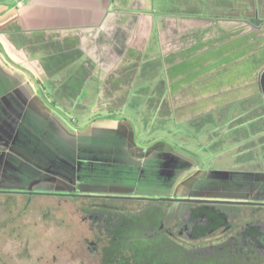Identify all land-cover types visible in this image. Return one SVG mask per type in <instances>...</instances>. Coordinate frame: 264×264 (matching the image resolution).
<instances>
[{
	"label": "crops",
	"instance_id": "0c3cea01",
	"mask_svg": "<svg viewBox=\"0 0 264 264\" xmlns=\"http://www.w3.org/2000/svg\"><path fill=\"white\" fill-rule=\"evenodd\" d=\"M167 1L0 0V140L11 139L20 119L37 112L48 132L57 135L58 126L67 127L63 114L89 108L92 117L78 137L86 142L89 136L92 146L104 141L109 161L136 164L133 157L141 153L138 169L143 178H153L162 170L159 152L177 157L176 152L130 147L128 125L114 127L118 123L111 119L131 99H150L131 96L153 93L155 83L143 88L144 77H158L163 87L152 108L167 106L176 125L262 96L264 0ZM110 127L111 138H106L101 132ZM151 157L154 164L144 162ZM186 159L187 174L199 170L196 161ZM157 179L165 196L202 197L193 192L202 189L199 181L181 178L172 185L163 181L165 176ZM119 187L138 192L130 182ZM141 189L151 191L150 186Z\"/></svg>",
	"mask_w": 264,
	"mask_h": 264
},
{
	"label": "rangeland",
	"instance_id": "374dc122",
	"mask_svg": "<svg viewBox=\"0 0 264 264\" xmlns=\"http://www.w3.org/2000/svg\"><path fill=\"white\" fill-rule=\"evenodd\" d=\"M181 1L183 0L167 2L181 5ZM143 82V88H150L155 83L153 93L131 96L150 95V99L145 103L131 99L121 113H112L111 119L118 123L114 127L119 128L121 122L128 125L132 136L128 144L130 147L142 151L150 147L172 148L176 152L174 154L177 157L163 150L159 152L157 162L162 170L160 173L156 172L153 178L148 175L143 178L142 170L138 169L142 162L141 153V157H133L136 164L120 158L109 161V153L107 155L104 151L107 150L104 141L99 146L95 142L93 150L89 136L85 137L86 142L78 137V131L88 127L85 119L92 117V109L89 108L75 109L63 114L68 129L58 126L62 131H58L57 135L48 132L44 117L37 112V115L20 119L21 122L15 127L11 139L8 137L0 140V190H20L17 194L0 193V264H98L108 261L107 253L103 250L100 254H95L94 259H90L88 255L87 242L93 240L95 234L86 216L94 204L104 203L110 206L117 202L84 197L113 196L157 200L164 196L163 189L159 188V174L165 176L164 182L172 185H177V179L181 178L183 182L186 179L199 181L203 187L193 190L194 195L202 194L207 199L227 198L242 201L249 198V202L264 203L262 96L222 107L191 123L176 125L168 117L167 106L152 108L156 105V102L153 103L154 99L161 96L163 87L158 77L146 76L142 79ZM112 128L101 133L107 134L106 138H111ZM124 129L127 131V128ZM49 136L56 140L48 142L46 139ZM125 142L124 148H127ZM186 158L196 161L199 170L196 168L187 174V163L183 161ZM145 160L151 165L156 162L154 157L144 158V162ZM173 169L177 171L176 174L172 172ZM111 170L113 171L110 173ZM148 172L153 171L149 168ZM131 177L134 179H129ZM108 178L112 179L110 183ZM129 182L134 188H138V192L129 191L128 194L125 191L130 189L119 187ZM147 186H150L151 191L139 192ZM21 191L55 195L27 196L20 193ZM175 194L176 199H186L183 194ZM118 205L123 206L126 211L129 210L127 217L132 222L129 225L142 222L145 215L154 210V207H147L146 201L139 200L119 202ZM33 234L37 235L36 240L32 238ZM28 237L31 240L24 242ZM135 238L136 243L140 244L139 249L137 252L130 249L125 253L127 258L124 261L127 264H244L237 254H228L230 248L224 244L218 245L222 240L219 232L191 243V246L208 248L199 253L178 248L171 252L163 248L158 250L144 235ZM30 244L31 253L29 258H25L21 251L23 246L28 247ZM32 247H37V251L33 253ZM43 249L44 262L36 263L35 255ZM115 255H118L117 259L120 257L118 253ZM254 255V264H264L261 254L255 252ZM53 256L56 257L55 260ZM46 259L49 261L46 262ZM120 261H123L122 258Z\"/></svg>",
	"mask_w": 264,
	"mask_h": 264
},
{
	"label": "flooded vegetation",
	"instance_id": "af4514ba",
	"mask_svg": "<svg viewBox=\"0 0 264 264\" xmlns=\"http://www.w3.org/2000/svg\"><path fill=\"white\" fill-rule=\"evenodd\" d=\"M17 191L20 190H0V193L17 194L19 193ZM27 192L32 191H21L20 193L31 196ZM84 198L98 201L110 199L111 202H117L116 205L111 204L110 206L104 203L94 204V207L89 208L87 212L86 219L89 220L91 230L95 234L94 239L87 242L88 255L91 257L90 259H94L103 250L109 258L108 261L98 264H127L124 261L127 258L125 253L130 249L136 252L139 249V238H137L138 243H136L135 236L144 235L155 244L158 250L163 248L171 252L173 249L178 248L183 251L190 250L199 253L208 248L206 246H191V243L218 232L222 235L221 243L218 245L224 244L230 248L228 254H237L242 263L254 264L255 252H258V255L261 254L264 260V212H262L264 203L249 202L251 201L249 198L242 201H233L234 199L227 198L216 200L207 199L203 196L186 197V199L224 201V203H193L169 195H164L157 200L127 199L125 197L114 199L106 198V196ZM135 200L146 201L147 207H154V210L149 215H145L142 222L129 225L132 223L127 217L129 210L126 211L118 203L133 202ZM202 207L222 218L224 221L222 225L213 227L208 231L207 225H209L211 219H209L207 213H198L200 211L198 209ZM260 210L261 212H259ZM202 227H206V229H202ZM131 232H133L132 236ZM31 236L36 240L37 235L33 234ZM29 237L24 239V242L31 240ZM32 248L33 253L37 251V247ZM31 250V244L28 247L23 246L21 251L22 254L24 253L23 257L29 258ZM115 253L120 255L118 259V255H115ZM52 258L55 260L56 257L53 256ZM121 258L123 261H120ZM48 261L46 259V262ZM35 262H44V249L39 251L38 255H35Z\"/></svg>",
	"mask_w": 264,
	"mask_h": 264
},
{
	"label": "water",
	"instance_id": "95a60500",
	"mask_svg": "<svg viewBox=\"0 0 264 264\" xmlns=\"http://www.w3.org/2000/svg\"><path fill=\"white\" fill-rule=\"evenodd\" d=\"M259 86H260V90H261V94L264 98V70L262 71L260 77H259ZM28 194H39V195H55L52 193H36V192H29ZM69 196L74 197L75 195L73 194H67ZM106 198H114V199H118L119 197H111V196H106ZM126 198V197H125ZM129 199V198H127ZM132 199V198H130ZM133 199H144V198H133ZM183 201H188V202H193V203H224V201H216V200H203V199H185Z\"/></svg>",
	"mask_w": 264,
	"mask_h": 264
},
{
	"label": "trees",
	"instance_id": "16d2710c",
	"mask_svg": "<svg viewBox=\"0 0 264 264\" xmlns=\"http://www.w3.org/2000/svg\"><path fill=\"white\" fill-rule=\"evenodd\" d=\"M200 211H198V213H207L209 216V219H211V222L209 223V225H207V230L209 231L211 228L213 227H220L222 225V223L224 222L222 218H220L216 213L212 212V211H207L204 209V207L198 209ZM202 229H206V227H202ZM204 233V232H202Z\"/></svg>",
	"mask_w": 264,
	"mask_h": 264
}]
</instances>
